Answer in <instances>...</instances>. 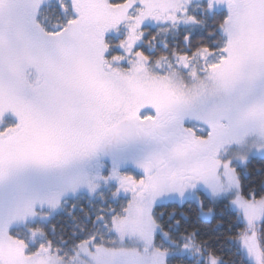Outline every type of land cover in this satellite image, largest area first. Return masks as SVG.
<instances>
[{"label": "snow or ice", "instance_id": "snow-or-ice-1", "mask_svg": "<svg viewBox=\"0 0 264 264\" xmlns=\"http://www.w3.org/2000/svg\"><path fill=\"white\" fill-rule=\"evenodd\" d=\"M0 264H264V0H0Z\"/></svg>", "mask_w": 264, "mask_h": 264}]
</instances>
